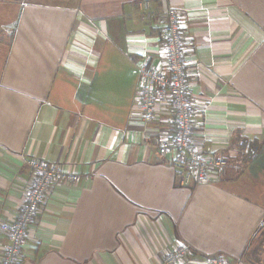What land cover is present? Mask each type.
<instances>
[{
  "label": "crops",
  "instance_id": "1",
  "mask_svg": "<svg viewBox=\"0 0 264 264\" xmlns=\"http://www.w3.org/2000/svg\"><path fill=\"white\" fill-rule=\"evenodd\" d=\"M168 6L192 139L226 159L202 184L181 185L157 153L171 105L145 122L134 104L139 66L165 69ZM29 158L82 179L48 188L20 264H164L181 240L180 264L213 252L250 264L264 226V0H0V223L24 202Z\"/></svg>",
  "mask_w": 264,
  "mask_h": 264
},
{
  "label": "built area",
  "instance_id": "2",
  "mask_svg": "<svg viewBox=\"0 0 264 264\" xmlns=\"http://www.w3.org/2000/svg\"><path fill=\"white\" fill-rule=\"evenodd\" d=\"M162 17L165 21V69L158 70L147 64L139 66V85L134 104L145 122H151L155 118L159 105H171L174 131L159 138L157 153L178 166L181 185L202 184L209 180L211 174L226 166V159L202 153L192 139L193 103L187 93L181 21L177 9L171 6L165 9ZM27 164L31 171V181L24 202L13 219L0 223V232L7 240L0 247V264H20L28 228L48 188L53 184L79 182L82 179L79 173L36 158H29ZM190 251L192 246L181 240L164 255L163 263L180 264ZM204 260V264H226L225 256L218 252L206 253ZM235 264H241L240 260Z\"/></svg>",
  "mask_w": 264,
  "mask_h": 264
},
{
  "label": "trees",
  "instance_id": "3",
  "mask_svg": "<svg viewBox=\"0 0 264 264\" xmlns=\"http://www.w3.org/2000/svg\"><path fill=\"white\" fill-rule=\"evenodd\" d=\"M250 148H252V146H250ZM248 158L249 157L247 156L243 161H247ZM262 229L264 230V226H259L252 235V238H254L258 232H261ZM259 251L258 247H256L252 251L246 252L245 260L250 264H264V258L261 259L255 256Z\"/></svg>",
  "mask_w": 264,
  "mask_h": 264
},
{
  "label": "rangeland",
  "instance_id": "4",
  "mask_svg": "<svg viewBox=\"0 0 264 264\" xmlns=\"http://www.w3.org/2000/svg\"><path fill=\"white\" fill-rule=\"evenodd\" d=\"M256 236H258V238L257 237L256 238L254 237V239L252 240V248L253 247L254 248L258 247V249L263 252L264 251V235H262L260 237L259 234H256ZM263 255H264V253H262L261 256H263ZM260 258L262 259L264 257H260Z\"/></svg>",
  "mask_w": 264,
  "mask_h": 264
}]
</instances>
